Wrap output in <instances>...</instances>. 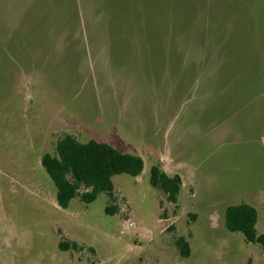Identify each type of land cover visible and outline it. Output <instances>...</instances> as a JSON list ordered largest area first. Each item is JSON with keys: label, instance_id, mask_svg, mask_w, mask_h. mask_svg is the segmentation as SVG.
<instances>
[{"label": "rangeland", "instance_id": "374dc122", "mask_svg": "<svg viewBox=\"0 0 264 264\" xmlns=\"http://www.w3.org/2000/svg\"><path fill=\"white\" fill-rule=\"evenodd\" d=\"M64 134L143 169L63 209L40 159ZM241 202L264 233V0H0V264H264L225 227Z\"/></svg>", "mask_w": 264, "mask_h": 264}, {"label": "trees", "instance_id": "16d2710c", "mask_svg": "<svg viewBox=\"0 0 264 264\" xmlns=\"http://www.w3.org/2000/svg\"><path fill=\"white\" fill-rule=\"evenodd\" d=\"M40 162L56 188L57 205L63 209L75 197L90 203L100 192L106 193L112 203V177L118 174L138 176L144 166L139 155L121 152L106 142L93 139L81 142L71 134L60 137L55 143L54 152L44 153ZM149 183L162 190L168 201L177 203L182 184L178 174L168 175L159 166L152 165ZM105 211L114 214L116 208L109 204ZM257 219V209L244 202L228 205L225 209V227L230 232H240L246 242L260 244L264 250V233L258 232ZM175 244L181 256H189L190 246L185 237H178ZM58 247L61 250H76L79 244L61 239Z\"/></svg>", "mask_w": 264, "mask_h": 264}]
</instances>
